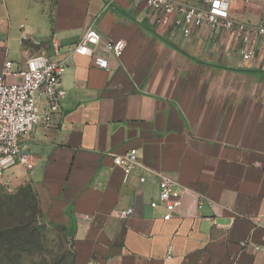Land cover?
I'll return each instance as SVG.
<instances>
[{
  "label": "crops",
  "instance_id": "crops-1",
  "mask_svg": "<svg viewBox=\"0 0 264 264\" xmlns=\"http://www.w3.org/2000/svg\"><path fill=\"white\" fill-rule=\"evenodd\" d=\"M240 8L233 17L254 22ZM92 25L125 41L123 56L101 43L73 57L60 113L24 142L35 168L4 170L0 183L31 185L74 264H264V55L244 67L225 33H166L143 0H0V74L54 44L64 58ZM131 149L138 167L124 183L116 160ZM163 174L188 189L167 222L149 207Z\"/></svg>",
  "mask_w": 264,
  "mask_h": 264
},
{
  "label": "built area",
  "instance_id": "built-area-1",
  "mask_svg": "<svg viewBox=\"0 0 264 264\" xmlns=\"http://www.w3.org/2000/svg\"><path fill=\"white\" fill-rule=\"evenodd\" d=\"M197 6L180 0H143L153 25L166 33L180 34L191 39L207 29L213 33L229 35L236 46L240 63L248 67L259 56L264 55V0L260 1L258 21H244L233 17L235 3L250 4L254 0H198ZM104 43L106 49L121 58L127 48L123 40L104 42L94 25L90 26L83 39L67 47L64 58H60L57 45L54 55L39 54L26 62V67L14 70L7 61L0 74V172L20 166L28 171L35 168V158L25 147L36 128L44 124L50 127L54 117L60 113L61 104L67 96L63 79L69 62L75 56H92V48ZM13 78L15 81L10 82ZM127 183L138 167V151L131 149L116 160ZM141 183L146 178H140ZM159 199L149 204L151 210H163V221H171L182 206L188 189L177 191V182L167 175H160ZM200 199H205L199 196ZM135 215L134 208L117 211L119 219L126 221ZM242 247L247 242L241 243ZM260 250L255 247V251Z\"/></svg>",
  "mask_w": 264,
  "mask_h": 264
},
{
  "label": "rangeland",
  "instance_id": "rangeland-1",
  "mask_svg": "<svg viewBox=\"0 0 264 264\" xmlns=\"http://www.w3.org/2000/svg\"><path fill=\"white\" fill-rule=\"evenodd\" d=\"M255 1L257 0L247 5L241 3L239 9L243 10L246 7V12L254 15L252 18L254 22L257 19ZM249 18L245 17V20ZM30 186L28 183L18 187H14L10 183H0V221L1 219L8 220L10 216H13L16 212L14 206L19 200H22L26 210L32 211V213L23 216V221L29 225V229L27 228L23 232L25 235L30 233V236L23 241V248L33 252L25 256L24 259L32 264H74L72 241L67 236L65 227L62 224H51L44 221L37 203L30 193ZM15 249L0 244V260L5 263L13 261L17 264L19 260L15 262L14 257L18 255L14 252ZM21 263L22 261L19 264Z\"/></svg>",
  "mask_w": 264,
  "mask_h": 264
},
{
  "label": "trees",
  "instance_id": "trees-1",
  "mask_svg": "<svg viewBox=\"0 0 264 264\" xmlns=\"http://www.w3.org/2000/svg\"><path fill=\"white\" fill-rule=\"evenodd\" d=\"M30 193L33 195L34 200L37 203L38 209L41 212V209L39 207L38 198L35 192L33 191V188L30 186ZM22 201V200H21ZM18 201L17 205L14 207L16 208V212L13 216H10L8 220L1 219L0 221V244L7 246V247H13L18 255H15L14 257L15 262L17 264L22 261L21 264H32V262H29L24 259L25 256L30 255L33 253L32 251L25 250L23 248L24 239L28 236H30V233L26 234L23 232L25 229H29V225L25 224L23 221V216L28 213H32L31 210H26L24 206V202ZM43 216V215H42ZM13 261H9V263H5L0 260V264H15Z\"/></svg>",
  "mask_w": 264,
  "mask_h": 264
}]
</instances>
